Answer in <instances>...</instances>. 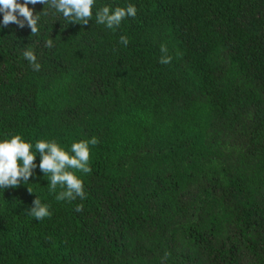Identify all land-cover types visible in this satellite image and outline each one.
I'll list each match as a JSON object with an SVG mask.
<instances>
[{
    "label": "trees",
    "instance_id": "1",
    "mask_svg": "<svg viewBox=\"0 0 264 264\" xmlns=\"http://www.w3.org/2000/svg\"><path fill=\"white\" fill-rule=\"evenodd\" d=\"M129 3L137 14L118 29L94 16L68 23L47 5L36 35L27 24L0 29V138L66 150L98 139L85 199L57 201L38 167L27 184L0 189V264H264V114L231 148L197 115L212 100L221 118L247 113L217 82L216 56L264 90V0L96 7ZM161 45L170 64L159 63ZM29 48L38 72L22 55ZM36 198L51 212L39 221L28 211Z\"/></svg>",
    "mask_w": 264,
    "mask_h": 264
},
{
    "label": "clouds",
    "instance_id": "2",
    "mask_svg": "<svg viewBox=\"0 0 264 264\" xmlns=\"http://www.w3.org/2000/svg\"><path fill=\"white\" fill-rule=\"evenodd\" d=\"M97 0H0V29L11 24L23 28L25 24L31 29L32 35L39 32L41 20L40 13H45V5L55 14L62 16L69 22H78L86 25L90 19L95 17V23L103 25L107 29H118L126 18H135L137 8L134 4H127L124 7L105 4L96 7ZM41 3L44 8L34 15V9L29 5ZM95 9V11H94ZM47 14V13H45ZM120 43L125 47L129 40L126 36L120 37ZM47 47H52V41L47 42ZM161 57L159 63L170 64L172 57L167 55L168 49L161 45ZM32 66L34 71H40L41 64L32 49H25L22 53ZM98 139H82L73 142L69 149H65L55 140L39 139L33 143L25 140L21 134H13L0 138V189L17 187L21 183L27 184L34 170L38 167L47 177L49 192L56 193L57 201H74L86 198L84 190L83 175L92 171L90 166V147L95 146ZM39 154V163H36V156ZM80 173L81 175H77ZM30 191H32L29 188ZM76 210H82L78 205ZM29 215L36 220H42L51 215L49 206L42 203L39 198L33 201Z\"/></svg>",
    "mask_w": 264,
    "mask_h": 264
},
{
    "label": "rangeland",
    "instance_id": "3",
    "mask_svg": "<svg viewBox=\"0 0 264 264\" xmlns=\"http://www.w3.org/2000/svg\"><path fill=\"white\" fill-rule=\"evenodd\" d=\"M213 65L215 74L220 76V79L217 80L219 85L223 84V88L229 90L231 98L233 93V97L240 100L241 108H244L247 113L242 114L239 111L236 115L233 114L230 120L225 116L221 118L219 115L221 107L212 100L210 102L202 101L199 108L204 107V111L203 113L197 111V115L200 114L204 126L205 122L211 121L209 128L206 127L207 130H205L207 134H211L218 142L231 148L232 142L245 143L251 139L254 120L264 114V90L255 79L246 73L239 62H232L221 56H216ZM239 117L245 118V120H240ZM150 119L153 117L150 116ZM235 127L237 133L234 132Z\"/></svg>",
    "mask_w": 264,
    "mask_h": 264
}]
</instances>
